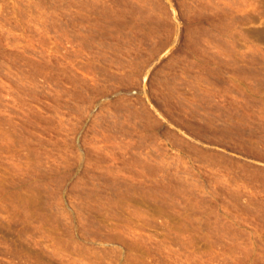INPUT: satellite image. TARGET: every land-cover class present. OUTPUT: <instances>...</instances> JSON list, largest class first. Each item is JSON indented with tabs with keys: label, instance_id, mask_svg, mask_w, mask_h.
Segmentation results:
<instances>
[{
	"label": "rangeland",
	"instance_id": "374dc122",
	"mask_svg": "<svg viewBox=\"0 0 264 264\" xmlns=\"http://www.w3.org/2000/svg\"><path fill=\"white\" fill-rule=\"evenodd\" d=\"M0 264H264V0H0Z\"/></svg>",
	"mask_w": 264,
	"mask_h": 264
},
{
	"label": "bare ground",
	"instance_id": "6f19581e",
	"mask_svg": "<svg viewBox=\"0 0 264 264\" xmlns=\"http://www.w3.org/2000/svg\"><path fill=\"white\" fill-rule=\"evenodd\" d=\"M223 81V80H222ZM231 128V127H230ZM233 128H235V127H233ZM242 128H244V127H242ZM251 128H252V126H251Z\"/></svg>",
	"mask_w": 264,
	"mask_h": 264
}]
</instances>
